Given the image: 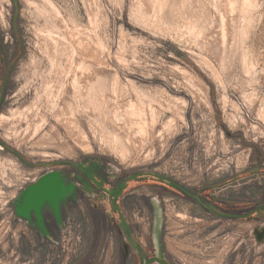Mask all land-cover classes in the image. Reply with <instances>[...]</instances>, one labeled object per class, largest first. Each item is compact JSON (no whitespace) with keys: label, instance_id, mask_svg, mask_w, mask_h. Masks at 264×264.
<instances>
[{"label":"rangeland","instance_id":"1","mask_svg":"<svg viewBox=\"0 0 264 264\" xmlns=\"http://www.w3.org/2000/svg\"><path fill=\"white\" fill-rule=\"evenodd\" d=\"M0 46V264H140L84 203L63 229L47 216L53 242L14 219L28 184L90 160L210 188L228 213L133 181L149 256L163 194L172 264H264V219L232 216L264 203V0H0Z\"/></svg>","mask_w":264,"mask_h":264},{"label":"flooded vegetation","instance_id":"2","mask_svg":"<svg viewBox=\"0 0 264 264\" xmlns=\"http://www.w3.org/2000/svg\"><path fill=\"white\" fill-rule=\"evenodd\" d=\"M5 66H6V54H5V51L0 46V67L2 69ZM4 80H6L5 76H4ZM0 100H1V98H0ZM0 105H1V101H0ZM93 164H99L100 165V167H98V175L96 176L95 180L88 178L83 172V169H85L86 167L91 169ZM261 169L262 168H259V171H262ZM63 172L67 178V182H73L76 185V192H75V197L69 198L66 201V203H64V205L62 206V220H61V222H59L56 215L54 213H52V211L50 209H48V211L46 212V224H47V228H48L47 233L43 234L37 227L30 226L27 223V225L29 227L36 230V232L39 234V237L43 238L44 240H48L50 242H53V240H52V237L50 236L49 221L47 219V216L48 215L52 216L53 222H54L55 226L58 228V230L63 229L67 223V221H65V213L67 212V210L69 208H72V207L83 206V203H84L93 211H96L97 213L101 214L103 217V222L105 223L106 227H108L110 230L115 231L116 234H118L120 236L121 246L123 247L125 255L128 256L130 254V252L134 251L135 249L132 247L130 241L127 238V234L123 229L122 220H121L120 215H119V210H121V212L126 217V215H125V210H126L125 203H127L129 198H131V197H129L131 194L126 193V191H127V188L129 187V185L133 181L145 182V181L151 180L153 182V184L161 186V189H163L165 193H167L168 190H173L176 194L180 195V197H183V196L188 197L192 200H195L197 203H200L199 201H201L203 204L206 205L204 207L209 211H210V209L208 207L213 206L215 209V211L213 213L216 215H219V216H227L228 215V213L226 211H224L225 209L223 207H221L220 205L213 202L214 194L208 191L210 188H208L207 191L204 190V193L207 194L204 197H202L198 192H195V191H193L187 187L186 188H187L188 192L184 193L181 190L176 189L173 186H171L168 183L169 182L168 180L155 181V179H158V178L156 176L149 174V173H136V174H132L129 176H121V175H118L114 172H110L105 167H103L99 161H95V160H90L88 162L72 163L71 169L70 170H63ZM79 175H81L84 178V181H82L78 178ZM128 177H132V178L128 179ZM126 180H127L126 187L124 188V190H123L122 194L119 196V198L115 201V198L112 195V191L115 190L120 184L124 183ZM180 185H182V184H180ZM152 187H154V186H152ZM214 187L215 186H212L211 188H214ZM16 198H17V196H16ZM154 199L159 200L163 214H164L163 230H162L163 236H164V232L166 229V223H167V219H166L167 215H166L165 208H164L165 198H164L163 194L157 195V196L153 195V196L149 197V202H150L151 208L153 210V216H154V210H155ZM14 200L12 202H14ZM262 206H264V203H256L255 206L245 208L243 212L238 213L237 215L234 214L233 217L241 218V219H253L254 218L257 221L263 220L264 219V210L262 209ZM14 219L19 220V218L16 216V214H15ZM126 220L130 224V227L132 229V234L135 236L133 225L130 223V221L128 220L127 217H126ZM153 221H154V219H153ZM255 234H256V237L258 240L264 241V224H261L259 226V228L255 229ZM163 236H162V239H163ZM146 252H147V250H146ZM137 254H138V252H137Z\"/></svg>","mask_w":264,"mask_h":264},{"label":"water","instance_id":"3","mask_svg":"<svg viewBox=\"0 0 264 264\" xmlns=\"http://www.w3.org/2000/svg\"><path fill=\"white\" fill-rule=\"evenodd\" d=\"M99 164H93L92 168L86 167L83 169L84 174L95 180L98 175ZM159 180H168L169 184L182 192H188L187 188L180 185L176 181L166 176L156 175ZM78 178L84 181V178L79 175ZM132 177H128L131 179ZM127 179V180H128ZM127 180L120 184L115 190L112 191V195L115 201L122 194L126 187ZM88 186V185H87ZM76 185L73 182H67V178L64 172L60 169H52L43 173L35 182L28 184L14 200L15 214L16 216L26 221L30 226L37 227L43 234L48 232L46 224V212L48 209L54 213L59 222L62 220V206L66 201L75 197ZM201 205L206 206L201 201ZM154 221H153V244L155 246V253L152 256H148L144 246L139 242L132 234L130 224L126 220L124 214L119 210V215L122 220V226L127 234V238L130 241L132 247L138 252L141 262L140 264H171L166 259L163 243V220L160 215L162 208L160 209L154 202ZM161 207V205H160ZM210 211L214 212L213 206L208 207ZM264 210V206H262ZM233 216V215H232Z\"/></svg>","mask_w":264,"mask_h":264},{"label":"bare ground","instance_id":"4","mask_svg":"<svg viewBox=\"0 0 264 264\" xmlns=\"http://www.w3.org/2000/svg\"><path fill=\"white\" fill-rule=\"evenodd\" d=\"M55 9H56V8H55ZM154 202H155V203L157 204V206L161 209L159 200H158V199H154ZM160 215H161L162 220H163V218H164L163 211L160 212ZM162 222H163V221H162ZM262 235H263V234H262Z\"/></svg>","mask_w":264,"mask_h":264}]
</instances>
